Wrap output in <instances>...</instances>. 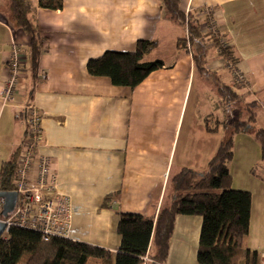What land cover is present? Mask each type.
<instances>
[{"label":"crops","instance_id":"obj_1","mask_svg":"<svg viewBox=\"0 0 264 264\" xmlns=\"http://www.w3.org/2000/svg\"><path fill=\"white\" fill-rule=\"evenodd\" d=\"M28 1L44 38L35 80L26 65L28 37L11 22L7 0H0V171L19 151L27 125L24 107L33 105L42 115L40 152L52 159L58 188L71 199L69 240L116 254L120 214L155 219L170 203L169 177L183 168L206 170L230 134L222 122L244 119L239 115L244 105L257 102L255 124L264 130V0H180L184 13L196 11L200 18L211 13L232 49L235 69L247 78V85L238 83L226 60L211 51L208 70L242 95L225 109L213 79L216 101H203L192 56L179 48L184 31L158 0H62L56 11ZM12 40L21 47L23 67L13 101L4 102ZM139 40L157 42L145 61L163 65L135 88L87 73L89 60L110 51L132 52ZM208 118L219 122L215 132L207 131ZM229 173L230 187L251 195L244 245L262 264L264 163L250 131L234 134ZM201 223L196 216L175 218L165 264H196Z\"/></svg>","mask_w":264,"mask_h":264},{"label":"trees","instance_id":"obj_2","mask_svg":"<svg viewBox=\"0 0 264 264\" xmlns=\"http://www.w3.org/2000/svg\"><path fill=\"white\" fill-rule=\"evenodd\" d=\"M7 2L11 22L28 37L26 65L35 80L44 48V38L34 17L35 9L28 0ZM62 3V0H38L37 7L56 11L62 8ZM158 3L168 19L184 31V36L178 40L179 48L191 54L195 73L213 79L223 109L238 101L242 95L233 87L220 83L207 68L212 50L227 63L236 64L231 47L218 52L214 36L203 27L211 13L208 12L207 18H200L196 11L184 13L180 9V0H158ZM156 47V41L139 40L132 52H105L87 62V73L93 77H107L114 86L133 89L162 67L160 61H145ZM258 107L257 102H250L239 114H244V119L222 122L230 134L220 142L204 172L183 168L169 177L170 203L160 207L155 219L139 214H120L116 227L120 244L116 254L69 239L52 238L44 242L38 233L11 228L6 241L0 238V264H86L89 259L109 264L112 258L114 264H144V258L153 264H165L178 216H196L202 220L196 264H258L259 256L244 245L249 233L251 195L233 190L229 173L233 136L239 132L252 133L264 163V130L255 124ZM213 120L205 121L208 132L217 130L219 122ZM17 156L18 152L1 167L0 192L12 190Z\"/></svg>","mask_w":264,"mask_h":264},{"label":"built area","instance_id":"obj_3","mask_svg":"<svg viewBox=\"0 0 264 264\" xmlns=\"http://www.w3.org/2000/svg\"><path fill=\"white\" fill-rule=\"evenodd\" d=\"M203 27L214 36L218 52L228 47L226 39L215 28L212 17L205 21ZM20 56V45L12 40L6 61L8 77L2 88L4 102L13 101L23 67ZM226 65L238 83L247 85L244 74L234 65L227 62ZM24 111L27 115L26 133L18 151L11 190L17 196L16 203L8 217L3 218L4 198L0 197V223L6 226L0 238L6 241L9 230L19 228L38 233L44 242L52 238L68 239L73 217L71 199L58 188L52 159L40 152L43 135L41 113L33 105L25 106ZM260 260L264 264V253L260 255ZM147 261L144 258V262Z\"/></svg>","mask_w":264,"mask_h":264},{"label":"rangeland","instance_id":"obj_4","mask_svg":"<svg viewBox=\"0 0 264 264\" xmlns=\"http://www.w3.org/2000/svg\"><path fill=\"white\" fill-rule=\"evenodd\" d=\"M196 86L200 87L202 91L201 94H203L202 95L203 101L204 100H206L207 102L216 101V93L214 90H212V79L211 78L204 79V77L196 73ZM213 121L215 122L216 120H213Z\"/></svg>","mask_w":264,"mask_h":264},{"label":"water","instance_id":"obj_5","mask_svg":"<svg viewBox=\"0 0 264 264\" xmlns=\"http://www.w3.org/2000/svg\"><path fill=\"white\" fill-rule=\"evenodd\" d=\"M0 197L4 198V205L1 212L3 218H7L8 215L13 211L16 203V194L14 192H0ZM6 226L0 223V236L4 232Z\"/></svg>","mask_w":264,"mask_h":264}]
</instances>
